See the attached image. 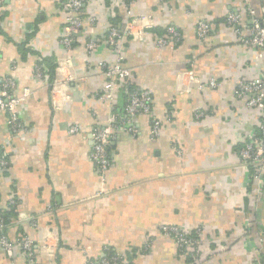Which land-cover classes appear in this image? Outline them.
Returning <instances> with one entry per match:
<instances>
[{
  "label": "crops",
  "instance_id": "0c3cea01",
  "mask_svg": "<svg viewBox=\"0 0 264 264\" xmlns=\"http://www.w3.org/2000/svg\"><path fill=\"white\" fill-rule=\"evenodd\" d=\"M63 1L2 0L0 84L12 80L14 96L29 89L17 111L19 132L0 112V154L8 160L0 172L4 218L16 201L5 218L7 236L33 240V264H86L112 255L119 264H194L161 231L172 224L199 229L203 264H264V185L255 200L238 153L260 109L234 96L238 81L261 74L264 49L241 43L224 22L233 12L244 27L264 14V0H85L83 27L69 52L60 42ZM200 20L212 24L203 39L196 34ZM128 21L123 65L130 86L151 94L150 112L134 116L126 113L122 88L109 102L96 95L105 80L97 64L116 56L108 30ZM169 27L179 39L157 45ZM89 40L97 44L91 51ZM37 65L47 78L37 76ZM210 78L218 88L205 85ZM196 110L205 115L196 118ZM111 115L136 132L115 131L101 172L91 158L90 131ZM12 261L28 264L18 248ZM0 264H10L1 246Z\"/></svg>",
  "mask_w": 264,
  "mask_h": 264
},
{
  "label": "built area",
  "instance_id": "2783aa9c",
  "mask_svg": "<svg viewBox=\"0 0 264 264\" xmlns=\"http://www.w3.org/2000/svg\"><path fill=\"white\" fill-rule=\"evenodd\" d=\"M131 1V0H125ZM85 0H64L63 7L66 11L64 33L60 42L65 51H70L74 36L83 27L82 10ZM2 0H0L1 13ZM94 21V18H90ZM225 24L230 26L241 43L264 49V14L254 16L250 22L244 27L240 24V16L237 13L228 12L224 19ZM131 22H127L123 29L118 26H111L106 36V41L116 53L115 60L112 63L100 61L97 65L102 70L104 75V82L102 89L97 97L104 101H111L114 96V91L119 87L124 90L126 96L125 110L129 116L136 114H148L150 112L151 94L147 89H135L130 86V71L123 65V54L121 52V41L126 35L131 33ZM212 24L207 20H200L196 26V34L200 39L205 38L211 31ZM169 37H159L156 39V44L165 46L173 44L179 39V35L172 27L168 29ZM245 32V34H243ZM94 40H89L86 43V49L91 51L96 47ZM37 76L47 78L46 72L41 71L40 67H36ZM13 81L5 79L0 84V112H4L8 118V124L13 133H17L22 129L18 120V108L29 95V89L25 88L21 96H14L11 93L13 88ZM205 85L211 89L218 88L220 83L212 78L208 79ZM234 96L236 98H245L246 106L259 107L260 119L256 129H251L245 134L243 144L238 149L239 157L244 166L248 170L247 181L252 187L251 194L257 200V195L264 185V68L258 77L252 80H240L237 82L234 89ZM205 115L204 111L196 110L195 117L200 118ZM128 123V122H127ZM159 121L152 120V132H158ZM76 126H72L69 131L75 132ZM115 131H128L135 133L136 129L132 126H124L116 122L115 115H111L107 124L95 125L90 131V138L92 141L91 158L97 168L103 172L109 166V159L107 156V146L112 138H114ZM8 160L5 154H0V172L7 167ZM16 201L11 199L8 202L9 210L15 208ZM163 233L170 236L182 250H186L194 264H203L202 246L203 242L199 237V229L194 233H190L177 225L163 224L160 226ZM264 231L259 238L263 241ZM0 246L3 248L5 254L10 259V264H13V250L18 248L25 261L28 264H33L35 259L34 242L26 235H19L15 239H10L6 234V222L3 212L0 210ZM86 264H119V257L116 255L105 256L100 260H87Z\"/></svg>",
  "mask_w": 264,
  "mask_h": 264
},
{
  "label": "trees",
  "instance_id": "16d2710c",
  "mask_svg": "<svg viewBox=\"0 0 264 264\" xmlns=\"http://www.w3.org/2000/svg\"><path fill=\"white\" fill-rule=\"evenodd\" d=\"M14 213H15V211L13 209L8 210L7 212L4 213L5 218H8L10 216H13Z\"/></svg>",
  "mask_w": 264,
  "mask_h": 264
}]
</instances>
